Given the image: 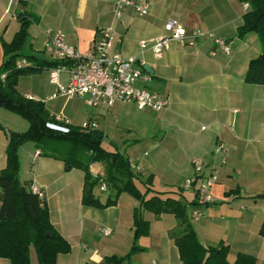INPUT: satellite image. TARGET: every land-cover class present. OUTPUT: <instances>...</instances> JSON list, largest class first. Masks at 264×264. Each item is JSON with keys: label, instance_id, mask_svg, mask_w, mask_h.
Returning <instances> with one entry per match:
<instances>
[{"label": "crops", "instance_id": "obj_1", "mask_svg": "<svg viewBox=\"0 0 264 264\" xmlns=\"http://www.w3.org/2000/svg\"><path fill=\"white\" fill-rule=\"evenodd\" d=\"M144 1L149 5L145 15L128 7L116 19V0H0V68L3 41H11L20 30L19 17L30 20L19 52L33 56L32 62L56 60L44 49V30L62 32L66 43L86 53L101 28L113 27L112 50L125 58L137 57L135 68L146 64L152 69L148 72L142 68L150 80L139 81L136 86L167 97L165 109L158 112L121 101L103 109L90 107L84 97L54 96L56 86L49 80L48 68L20 75L18 91L42 101L51 116L63 115L69 125L96 122L104 134L102 143H107L105 150L125 155L141 180L151 175L152 189L167 190L191 203L192 210L199 209L198 217L190 220L199 242L228 243L229 260L243 251L254 255V264H264V195H260L264 191V84L244 79L249 61L262 51L259 35L247 32L238 37L246 11L239 0ZM170 19L188 32H211L228 43L229 52L205 35L188 39L184 45L172 41L167 50L155 56L152 42L168 34L165 24ZM142 40L146 42L143 49L139 46ZM21 60L26 59H19L17 64ZM18 116L0 106V171L6 165L4 153L10 131L28 127V122ZM218 140L227 148L224 164L213 154ZM38 150L29 141L17 154L29 164L22 181L42 190L50 220L70 242L69 252L59 253L56 264L97 263L107 255H123L134 240L141 249L131 254V264H153L152 260L184 264L170 235L181 226L173 213L154 216L144 211L148 231L135 239L133 216L138 201L131 193L122 191L117 202L108 207L85 205L81 200L83 171L67 169L60 159L36 154ZM194 159L216 165L217 180L211 186L210 202H192L197 201L194 190L184 186V179L193 175ZM136 183L143 191L141 181ZM105 227L110 228L109 235L102 232ZM32 251L30 262L38 264ZM0 264H10L9 259L0 257Z\"/></svg>", "mask_w": 264, "mask_h": 264}, {"label": "trees", "instance_id": "obj_2", "mask_svg": "<svg viewBox=\"0 0 264 264\" xmlns=\"http://www.w3.org/2000/svg\"><path fill=\"white\" fill-rule=\"evenodd\" d=\"M248 3L239 24L238 37L247 32H255L262 43L261 53L249 61L245 81L264 84V0H239ZM20 30L16 31L11 41H3L4 60L0 68V106L18 114L28 122L24 131H10L6 146V165L0 171V257L9 259L10 264H31L30 250L34 249L38 264H56L59 253L69 252L70 242L59 233L50 220L45 200L31 190L29 181L20 182L19 148L26 142H33L41 154L60 159L67 169L78 168L84 173L82 203L96 207H105L117 202L122 191L131 193L137 199L134 210L133 233L136 239L146 233L149 222L144 211L154 216L163 212L173 213L181 226L170 232L178 250V256L184 264H254L252 254L239 251L231 261L227 257L229 244L218 245L199 242L195 230L187 215L186 203L180 197H174L166 191L152 189V176L141 180L138 172L133 170L129 159L119 151L105 150L102 146L103 131L98 128L81 129L69 125L68 132L50 129L46 123L54 120L47 112L44 103L22 95L17 89L20 75L36 72L64 63V60H41L32 62L31 55L20 54L19 50L27 34L30 22L19 17ZM26 59L29 65L19 67V59ZM48 66V67H47ZM94 162L105 164V177L92 175L90 166ZM136 181L144 185L139 189ZM105 183L112 193L104 199L92 192L94 184ZM148 191H151L147 195ZM181 193V191L179 192ZM264 195V191L260 193ZM197 203L195 199L191 200ZM264 231V227L261 228ZM141 246L134 240L130 249L123 255L111 254L99 262L84 264H131L130 256Z\"/></svg>", "mask_w": 264, "mask_h": 264}, {"label": "built area", "instance_id": "obj_3", "mask_svg": "<svg viewBox=\"0 0 264 264\" xmlns=\"http://www.w3.org/2000/svg\"><path fill=\"white\" fill-rule=\"evenodd\" d=\"M133 8L138 15H145L148 12L149 5L144 0H116L114 14L119 19L121 13L126 8ZM243 8H248V3H243ZM168 32L153 40L151 49L155 56H160L169 48L172 41H178L184 45L188 39L196 40L207 35L213 38L215 45H218L225 53L229 51V45L225 40L216 38L211 32L204 33L200 30L188 32L175 19H170L165 24ZM45 39L42 43L44 49L56 60H64V63L50 67L48 70L49 80L56 86L54 96L65 98L84 97L90 107H102L107 109L115 102L134 103L139 108H149L155 111L165 109L169 100L167 97L158 96L145 88L137 87L139 81L150 80L148 72L142 68H135L134 63L137 57H123L119 52L112 50L115 30L113 27L101 28L98 36L93 41L92 48L89 52L81 53L72 45L66 43L65 36L62 32L47 29ZM139 46L143 49L146 46L145 41H139ZM210 54H214L211 51ZM26 60H21L19 67L29 65ZM5 74L1 76L3 78ZM65 77V80L64 78ZM54 120L49 121L46 125L50 129L61 132L69 131V123L63 115L53 116ZM81 129L98 128V124L93 121L85 120L80 123ZM203 129L205 127H202ZM214 157L218 158L220 164L226 163L227 148L225 144L218 140L214 145ZM36 151V154H39ZM214 163L205 164L203 160H192L193 175L184 179L185 188H193L198 201L210 202L213 199L211 186L217 180ZM106 184L100 185L105 189ZM33 193L38 194L39 198L43 197L41 189L34 184L31 186ZM200 211L198 208L192 210V217L197 218ZM110 228H102V232L109 235ZM153 264H159L152 260Z\"/></svg>", "mask_w": 264, "mask_h": 264}, {"label": "rangeland", "instance_id": "obj_4", "mask_svg": "<svg viewBox=\"0 0 264 264\" xmlns=\"http://www.w3.org/2000/svg\"><path fill=\"white\" fill-rule=\"evenodd\" d=\"M18 117H20L19 119H22L21 116H18ZM102 145H103V147L105 146V148H106L107 143L104 141L102 143ZM28 166H29V164L27 162H24V161H22V159H19L18 178H19L20 182H23L22 180L26 179V176H24V172L26 173L29 170ZM90 171H91L92 175L99 174L100 176L105 177L104 176L106 174L105 173V164L103 162H94L90 167ZM101 184L102 183L94 184L92 192L95 193L96 195H98L100 198L104 199L106 196H108V194H111L112 191L106 187H105V189H101L100 188ZM186 210L188 213L187 215L189 216V220H192L193 217H192V215H190V212H192L191 211L192 210V204L191 203L186 202ZM32 252H34V251H32Z\"/></svg>", "mask_w": 264, "mask_h": 264}, {"label": "water", "instance_id": "obj_5", "mask_svg": "<svg viewBox=\"0 0 264 264\" xmlns=\"http://www.w3.org/2000/svg\"><path fill=\"white\" fill-rule=\"evenodd\" d=\"M142 68H144L146 71H148V72H152V69H150V67L148 66V65H143V67Z\"/></svg>", "mask_w": 264, "mask_h": 264}]
</instances>
